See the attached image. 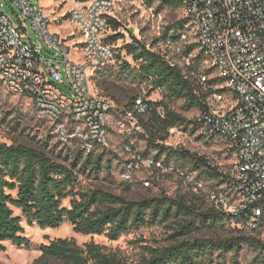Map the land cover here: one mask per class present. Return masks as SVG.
Instances as JSON below:
<instances>
[{"label": "built area", "instance_id": "2783aa9c", "mask_svg": "<svg viewBox=\"0 0 264 264\" xmlns=\"http://www.w3.org/2000/svg\"><path fill=\"white\" fill-rule=\"evenodd\" d=\"M10 1L18 11L17 23L0 5V87L27 98L60 145H73L83 155L95 153L106 145L115 112L114 103L92 85L93 74L112 68L118 54L105 42L107 19L114 17L112 0H82L69 12L67 21L82 38L72 47L50 31L48 18L30 0ZM180 5L192 42L185 33L168 42L171 56L165 60L180 68L199 98L193 121L200 135L220 141L232 157L228 164H214L218 185L206 198L214 210L239 219L241 229L263 231L264 0H181ZM191 44L196 48L185 51ZM76 55L81 60L74 59ZM64 78L71 97L57 87ZM149 112L148 100L137 97L115 116V127L121 134L139 130L140 118ZM122 150L130 156L123 181L131 182L135 172L147 169L151 180L160 173H175L194 192L204 188L173 164L137 152L130 142ZM149 181L143 185L148 187Z\"/></svg>", "mask_w": 264, "mask_h": 264}, {"label": "trees", "instance_id": "16d2710c", "mask_svg": "<svg viewBox=\"0 0 264 264\" xmlns=\"http://www.w3.org/2000/svg\"><path fill=\"white\" fill-rule=\"evenodd\" d=\"M151 2L146 0L147 6ZM180 3L181 0H164L162 5L174 8ZM186 23L187 19L182 18L172 26L171 41L184 33ZM107 24L111 32L107 38L109 43L124 39L123 34L118 32L121 24L115 17H108ZM168 31L169 28L163 33V39L167 38ZM195 48V44H191L186 46L185 51ZM121 50L124 52L121 70H125L139 84H145L151 92L160 91L162 95L159 102L148 101L150 123L143 127L167 133L172 128L189 123L193 126L191 132L198 130L194 121L187 122L172 110L171 104L176 101H182L187 110L194 109L196 112L200 105L197 94L184 79L180 68L165 60L167 52H155L134 37L131 43L117 49L116 58L120 57ZM125 56L131 62L124 59ZM200 56L198 53L197 57ZM158 108L162 110V116L157 114ZM148 139L157 151L154 160L164 156L162 162L165 165L172 161L177 165L183 164L188 172H196L199 179L211 182L210 190L217 187L220 174L211 160L154 144L151 135ZM60 151L54 154V150L42 144L33 148L0 143V252L4 251L6 242L18 248L30 247L29 241L23 237V217L28 226L35 225L40 230L57 229L68 223L76 234L103 235L108 241H116L142 227L164 225L169 233L166 244L145 249V255L136 264H239L236 256L244 247L256 254L253 262L264 264V242L252 234L242 233L241 228L237 234L227 238L194 236L201 230L220 228L224 223L238 224L239 219L212 208L199 210L181 199L166 196L129 200L101 188H81L80 177L95 179L103 172L110 173L109 162L103 161L102 153L83 155L77 150L76 154L64 157ZM65 201H68V207L63 205ZM14 211H19L22 217L15 216ZM39 250L41 259L49 257L63 264H132L93 242L78 247L71 240L56 239L48 245H40ZM228 254L231 259L225 262Z\"/></svg>", "mask_w": 264, "mask_h": 264}, {"label": "rangeland", "instance_id": "374dc122", "mask_svg": "<svg viewBox=\"0 0 264 264\" xmlns=\"http://www.w3.org/2000/svg\"><path fill=\"white\" fill-rule=\"evenodd\" d=\"M82 0H30L31 4L39 9L50 22L49 29L51 32L66 38L67 45L72 47L74 41L82 42L69 22L66 16L76 7ZM164 0H152L147 6L146 0H112L113 13L117 22L121 24L118 32L123 34L124 39L115 43H109L107 38L111 35L107 30L105 33L106 43L120 48L131 43L132 38L140 41L147 48L155 52H167L171 56L168 42H170V33L172 26L184 18V12L181 5L178 7H163ZM3 12L17 23V9L10 0H0ZM169 28L166 39L162 35ZM184 35L187 41H191L189 33L186 29ZM33 36V34H32ZM74 36L73 38H69ZM123 51L119 58H116L115 65L107 70L96 72L93 74L92 85L94 90L101 97L108 98L114 103L115 112L110 117V127L106 145L99 148L92 155H103V161L109 162L110 173L103 172L95 179L88 177H80L79 183L81 188L97 187L111 193L121 195L129 200H139L143 198H155L158 196H166L173 199H181L187 204H192L199 210H207L212 208L211 203L207 200L206 194L210 190L211 182L203 181L198 178L196 172H188L183 164L177 165L174 161L171 164L176 166L179 171L185 175H189L203 183L204 188L194 192L192 187L184 186L182 178L175 173H160L159 179L151 180V170L142 169L135 172L131 182L123 181L121 173L125 163L130 156L122 150L125 142H130L134 149L150 156H155L157 151L154 146L149 144L148 137L151 135L154 144H163L173 150L186 151L197 156H204L211 160L214 164H228L232 157L225 152L223 144L214 141H207L200 136L199 130L192 131V125L187 123L185 126L170 129L167 133L159 132L156 128L149 131V128L143 127L150 123V116L145 115L140 118L139 125L141 129L130 130L129 132L120 133L115 127V116L123 109L131 107L132 100L135 97L147 99L150 103L159 102L162 99L160 91H150L145 84H139L125 70H121L123 62ZM49 57V55L46 54ZM81 60V56H74ZM131 62L129 57H124ZM62 93L71 97L67 80L64 78L62 84H58ZM172 110L180 114L187 122H193L196 117V110L185 108L182 101H176L171 104ZM157 114L162 116V110L157 109ZM191 124V123H190ZM48 123L37 119L34 115L33 107L27 98L13 95L0 87V143L7 145L20 144L28 147L37 148L38 145H45L47 149L54 150V154L61 150L63 156L76 154V147L73 145L63 146L53 139L48 132ZM55 148V149H54ZM164 156H160L162 160ZM229 157V158H228ZM84 158V156H82ZM228 158V159H227ZM150 180V185L145 187L143 183ZM212 190V189H211ZM68 207V201L63 203ZM213 209V208H212ZM15 216H21L19 211H14ZM22 217V216H21ZM25 237L30 244L28 249L18 248L9 242L4 243L5 249L0 252V264H63L53 258L43 257L41 259L40 245H48L56 239H68L78 247L93 242L94 244L104 248L106 252H112L123 258L127 263L136 264L145 255V249L155 248L166 244L165 239L169 234L164 225H153L142 227L136 231L129 232L121 236L116 241H108L103 235L101 236H84L73 232L72 226L68 223L62 224L57 229L40 230L37 226H28L22 217L21 222ZM240 224L233 222L224 223V225L215 230H201L194 236L201 238H227L238 233ZM242 233L252 234L262 242H264L263 231L241 230ZM255 253L247 248H242L239 255L236 256L239 264H257L253 262ZM225 262L231 259L228 254Z\"/></svg>", "mask_w": 264, "mask_h": 264}, {"label": "crops", "instance_id": "0c3cea01", "mask_svg": "<svg viewBox=\"0 0 264 264\" xmlns=\"http://www.w3.org/2000/svg\"><path fill=\"white\" fill-rule=\"evenodd\" d=\"M77 6V5H76Z\"/></svg>", "mask_w": 264, "mask_h": 264}]
</instances>
